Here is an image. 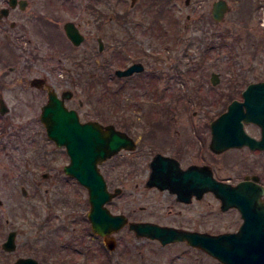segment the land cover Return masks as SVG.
<instances>
[{
	"label": "rangeland",
	"instance_id": "374dc122",
	"mask_svg": "<svg viewBox=\"0 0 264 264\" xmlns=\"http://www.w3.org/2000/svg\"><path fill=\"white\" fill-rule=\"evenodd\" d=\"M32 1V6H47L45 0ZM213 1L134 0L132 3V0H58L59 4L53 6L62 9L42 15L43 19L46 15L58 24L74 20L85 35L84 41L78 47L70 48L68 42L57 37V44L47 37L49 24L46 25V20L37 21L31 27V20L25 17L20 22L26 23V35L31 38L29 49L37 48L39 56L37 53L35 58L26 57L18 49V57L15 54L13 63L20 64V69L30 74L51 71L56 61L53 59L58 55L47 49L63 47L64 67L79 71L81 67L74 65L73 61L80 55L95 56L97 37H101L104 50L98 57L110 58V62L113 59L107 68L110 73L114 68L125 67L138 59L147 65L146 70L162 71V78L157 82L158 91L150 92L136 83V77L128 82L127 78H112L105 82V77L96 81L99 77L84 76L83 67L81 81L84 89L78 85L77 95L83 97L81 111L84 117L135 120L143 132L152 129L158 136L166 134V131L169 134H187L190 119H204L205 115L215 117L220 112L208 100H216L214 94L218 93L214 89L209 92L206 89L212 87L209 83L212 70L219 71L221 79L233 82L264 79V0H227L229 9L221 21L211 18ZM161 8L162 12L158 14ZM24 15L29 16V13ZM127 33L133 36L132 43L128 45ZM213 40H222L223 48L210 49L204 54L208 42L213 44ZM48 54H52V60L45 59ZM129 54L134 57L127 58ZM152 56H156L157 61H153ZM2 69L3 65H0ZM216 86L220 87L221 83ZM115 88L120 91L118 97L112 93ZM174 92H179L183 98L174 100ZM115 98L124 100L125 104H117ZM164 99L169 106L168 111H160ZM17 110L23 125L6 126V122L0 120L4 122L0 127V246L7 232L15 229L20 233V241L36 238L35 257L39 260L45 256L42 248L44 244H50L49 237L51 247L55 248L53 252L57 254L66 253L68 250L62 251L64 248L91 247L94 259L90 257L91 264H223L209 255L189 251L183 244L159 246L154 241L143 240L128 228L120 230L116 248L109 254H105L90 236L80 239V232L88 227L87 192L68 179L62 186V190L67 192L63 196L64 201L60 199L56 201L57 205H51L56 196L62 198L55 190H59L63 176L54 175L58 183L50 185V179L43 177L42 173L61 168L64 162L62 150L47 137L43 126L32 122L39 110L38 105L30 109L21 106ZM158 116L163 123L152 124L151 121ZM112 179L114 183L110 188L118 180H123L120 185L122 192L107 204L113 212H123L131 219L174 221L169 216L172 212L167 211L169 201L165 200V195L143 190L144 175L130 176L127 181V175L117 173L114 177L112 175ZM22 185L28 190L26 196L21 192ZM47 187L51 188L50 192H46ZM61 240L67 241L66 245L60 246ZM74 256L79 262L72 264H90L83 263L86 260L84 256ZM105 258H109L107 263H104Z\"/></svg>",
	"mask_w": 264,
	"mask_h": 264
},
{
	"label": "flooded vegetation",
	"instance_id": "af4514ba",
	"mask_svg": "<svg viewBox=\"0 0 264 264\" xmlns=\"http://www.w3.org/2000/svg\"><path fill=\"white\" fill-rule=\"evenodd\" d=\"M33 3L32 0H0V35L2 38L0 39V65H3V69L0 70V120L6 122V126H20L22 123H20L21 120L18 117L21 115L18 114L17 109H21V106L30 109L34 105H38L39 110L33 117L32 122L38 123L45 128V123L41 119L42 108L51 99L56 98L63 103L65 108L76 111L79 122L98 121L103 127L113 124L116 128L125 131L129 140L127 149L122 148L114 155L98 163V168L105 177L108 188L112 190L115 187H120L123 190L122 186H120L123 180H118L117 184H114V187L110 188V185L114 183L112 175L114 177L117 173L127 175V181L130 176L144 175L143 190H151L154 193L164 194L165 200L169 201L167 203V211L172 212L169 216L174 218V221H160L143 218L131 219L128 217L130 220L153 221L162 225L173 226L188 230L192 236L240 232L244 223L245 212L243 207L233 204L223 207L221 196L209 186L212 178H214L224 183L228 191L235 188L241 203L245 198H249L251 200L250 203L253 205V210L258 209L260 204L264 206V94L260 93V91H264V88L253 87L247 96L244 94L250 83L264 81V79L236 80V82H233L232 80L221 79L220 72L212 70L209 76V83L212 87L206 89L208 92L214 89L218 93L214 94L216 100L213 98L208 100L212 106H215V110H219L220 112L215 117H206L205 115L204 119H190L187 134H181L180 132L169 134L166 131V134L162 133L163 135L160 134L161 136H158L152 129L143 132L135 120L104 119L91 115L84 117L81 111L84 107L83 97L77 95L78 85L81 84L82 89H84L81 81L83 67H85V77L88 74L93 75V78L99 77L96 81L100 77H105L103 80L106 82V80L112 79L113 75H115V68L111 73L107 70L113 59L110 62V58L101 59L98 57V54H101L104 50V42L101 37H97L98 47L95 56L93 54L89 56L80 55L74 61L71 60L74 65L76 64L77 67H81L79 71H73L70 67L68 69L64 67L62 60L65 57L61 56L63 47H50V49H47L48 52H55L58 55L56 59H53L56 61L51 71H37L34 74L22 71L20 64L15 65L13 63L16 60L14 58L17 55L18 49H20L22 55L25 54L26 57L29 56L31 58H35L38 51L37 48L29 49L31 38L26 35V23L23 24L20 22V19H25L26 17V20H31V27L35 26L37 21L43 22V20H46V25L49 24V34L47 37L56 43V38L61 37L64 42H68L67 45L70 48L78 47L85 38L79 24L74 20H64L61 24H58L57 21L56 23L53 22V19L46 15L45 19H43L42 15H49L62 9V7L53 6V4H59L58 0H54L53 3L52 0H45L47 4L45 7L32 6ZM75 8L74 10L76 11L77 9ZM160 10L158 14L162 12ZM25 12L29 13V16L24 15ZM75 13L76 15L78 14L77 11ZM211 18L213 19L212 14ZM67 21H71L83 35V39L79 44H75L67 36L64 26ZM100 41H102V47L100 46ZM132 41L133 36L127 33V45L132 43ZM55 42L53 43L55 44ZM223 45L222 40L219 42L213 40V44L208 42L205 48L207 51L204 54H207L210 49L218 50L219 47L223 48ZM132 57L134 56H131V54L127 56V58ZM45 59L52 60V54L45 55ZM151 59L157 61L156 56H152ZM136 62L141 63L143 69L134 71L123 78H127L128 82L136 77V83L144 91H158L157 82L161 80L163 72L157 69L146 70L147 65L138 59L128 63L127 67ZM63 67L64 69H62ZM213 72L217 74L214 77V82H212L211 78ZM220 83L221 86L217 87L216 85ZM5 95L10 98L5 97ZM180 97L181 99L183 98L179 95V92H174L172 96L174 100H179ZM193 101L194 103L196 102L194 99ZM233 101H235L233 106L235 107V112L231 117L234 120H232V127L229 128L226 123L223 125L220 133L214 134L217 126L213 125V122L221 113L228 110L229 105ZM217 106H219L218 109ZM163 109L166 111L169 109L166 99L163 100L160 111ZM250 115H255L262 121L258 122L247 119L246 116ZM159 117L156 120L152 119L154 121H151V123L161 125L163 122H161ZM4 122L1 123L0 121V127ZM50 140L57 148L62 150L64 157L61 168H53L50 171L42 173L43 177L50 179V185L58 183V178L54 175L60 174L63 176L60 180L59 190L54 189L56 193L62 195V198L60 196L54 198L51 205L55 206L57 205L56 201L63 200V196L67 194V192L62 190V186L64 183H67L68 179L73 180L80 188L83 187L85 190L86 188L73 176L65 172V166L70 162V156L66 147L64 145L58 146L52 139ZM154 164H156L159 171L161 170L160 173L166 179L168 174L176 175L178 178L177 187L180 189L171 190L168 187L161 188L157 185H149L147 182ZM185 173H187V176ZM138 184L139 182H136V185ZM50 191L51 188L47 187L46 192ZM21 192L26 196L28 190L22 185ZM144 208L142 207L141 209ZM124 228H128L127 225L123 226L120 230ZM84 229L86 230L80 232V239H85V236L88 235L95 240L97 246H101L104 249L105 254H109L112 251L108 249L104 238L92 231L89 222L88 227ZM120 230L107 236L108 238L113 237V249L116 248ZM130 231L133 232L132 230ZM11 232H14V244L13 247L8 248L4 246V242ZM19 234L15 229L7 232L6 238L1 242L0 246V264H22L20 259L29 260L30 258L35 259L38 264H49L47 260L50 264L78 263L79 260L75 259L74 254L84 256L86 260H83V263L87 262L91 264L92 262L91 247L64 248L62 251L68 250L66 253L63 255L57 254L53 252L55 248L51 247L52 240L49 237L47 239L50 241V244H44L42 248L45 256L39 260L35 257L36 238L28 237V241H20L18 239ZM138 238L154 241L159 246L179 243L185 245L189 251L209 255L201 246L196 243H189L186 240L164 244L156 238L145 236ZM66 242L61 240L59 245H66ZM69 250L73 253H70ZM104 261V263H107L109 258H105ZM28 262L30 263V261Z\"/></svg>",
	"mask_w": 264,
	"mask_h": 264
},
{
	"label": "water",
	"instance_id": "95a60500",
	"mask_svg": "<svg viewBox=\"0 0 264 264\" xmlns=\"http://www.w3.org/2000/svg\"><path fill=\"white\" fill-rule=\"evenodd\" d=\"M133 2L134 0H132ZM189 2L190 0H186V3ZM228 9L226 0H215L211 9L213 19L221 20ZM64 26L67 36L75 44H79L83 35L75 25L71 21H67ZM100 46L102 47V41H100ZM142 69L141 63L136 62L125 68H117L115 73L118 76H127ZM216 75L215 72L212 73V82H214ZM253 87L263 89L264 81L250 83L244 92L245 96L251 92ZM260 93L264 94V91H260ZM234 103L235 101L229 105L226 112L221 113L213 122V125L217 126L214 134L220 133L226 123L229 128L232 127L234 120L231 117L235 112ZM246 117L258 122L262 121L255 115ZM41 119L45 123L47 136L57 145L66 147L70 162L65 166V172L74 176L87 188L90 204L87 217L91 228L95 233L104 237L109 248L114 247L113 237L108 238L107 235L127 224L128 228L133 230L137 236L157 238L162 243L177 240L196 243L225 264H264V206L262 204L258 209L253 210L249 198H245L241 203L235 188L228 191L224 183L212 178L209 187L221 196L223 207L228 204L243 207L245 212L244 223L240 232L192 236L188 230L169 225H161L151 221H129L125 214L112 213L105 206V203L117 195L121 189L118 187L110 191L98 168V163L106 157L123 147L127 148L129 140L127 134L116 129L112 124L103 127L98 121L79 122L76 111L65 108L63 103L56 98L51 99L48 104L43 106ZM160 171L154 164L147 182L149 185H157L161 188L168 187L171 190L180 189L177 187L178 178L176 175L168 174L166 179ZM185 175L187 176V173ZM13 233L11 232L4 242L5 247H13ZM20 261L22 264H38L32 258L29 260L20 259Z\"/></svg>",
	"mask_w": 264,
	"mask_h": 264
},
{
	"label": "trees",
	"instance_id": "16d2710c",
	"mask_svg": "<svg viewBox=\"0 0 264 264\" xmlns=\"http://www.w3.org/2000/svg\"><path fill=\"white\" fill-rule=\"evenodd\" d=\"M162 11V9L160 10V12ZM124 43H126V42H124ZM112 93L113 94H116V96L118 97V96H120L119 94H120V91H119V89L118 88H115V89H113L112 90ZM109 94H111V92L109 93ZM123 98V97H122ZM122 100V99H121ZM119 98H115V101L117 102V104H121V103H123V104H125V101L123 100V101H121ZM114 104H115V102H114ZM123 117H124V114H123Z\"/></svg>",
	"mask_w": 264,
	"mask_h": 264
}]
</instances>
